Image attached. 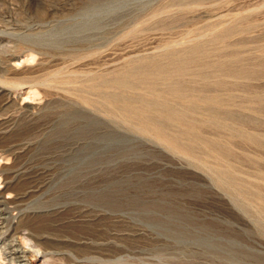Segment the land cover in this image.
<instances>
[{"label":"rangeland","instance_id":"374dc122","mask_svg":"<svg viewBox=\"0 0 264 264\" xmlns=\"http://www.w3.org/2000/svg\"><path fill=\"white\" fill-rule=\"evenodd\" d=\"M92 2L0 0V188L20 200L17 211L7 209L0 264H9L4 248L16 228L41 239L43 250L60 251L51 264H264L263 205L216 180L230 163L239 183L264 193V148L203 126L204 137L228 143L233 155L226 164L197 149L195 160L125 123L92 88L127 68L125 55L203 41L206 63L251 74L228 77L217 92L232 122L264 141V0H123L75 17ZM234 14L238 27L217 42L213 31ZM115 56L122 60L110 65ZM89 70L99 80L85 76ZM116 131L122 139L113 142L106 134ZM203 231L218 244L191 240Z\"/></svg>","mask_w":264,"mask_h":264},{"label":"bare ground","instance_id":"6f19581e","mask_svg":"<svg viewBox=\"0 0 264 264\" xmlns=\"http://www.w3.org/2000/svg\"><path fill=\"white\" fill-rule=\"evenodd\" d=\"M121 1L123 0H93V2L88 5V8L80 10L75 17H92L99 14L102 8H112L111 5L114 2ZM222 15L220 16H222L223 19L225 14ZM240 18L242 17L234 14L233 17H230V21L227 20L229 23H226L224 21L226 24L224 23L223 25L222 22V25H220L221 28H218L216 32L213 31L215 33L214 39L217 42H223L225 40L224 35H230V33H233V30H236L238 26L235 23ZM220 19L221 17H218L214 19V22L216 23ZM181 44V42H170V44H164L165 46L162 45V48L159 47L160 49L148 47L146 48V52L144 51V54L129 52L130 54L128 56L125 55L127 57L124 56V58H122L123 60L132 59L128 63L129 66L123 70L120 69L121 71L119 70V72L116 71L115 73L117 74L111 78H109V76L108 78H105L107 75L104 77H100L101 83L94 85L92 84L93 90H96L101 95L103 101L109 106L111 112H114V114L118 113L121 116V119L123 118L124 120H122L126 121L125 123L133 122L134 124L132 123V125H135L138 132L145 134L150 133V135L152 134L151 136H154L157 140H160L164 145L167 146V148L175 152H179V154H188L187 156L189 157L190 155L193 159L195 158L194 153L197 149L204 150L218 160L226 162V164L228 161H230L228 159H230V157L233 155V151L228 143H223L216 138L204 137L202 133L203 126H211L219 130H227L233 137H239L249 143H253L264 148V141L260 137L253 133L246 132L239 124L232 122V113L226 110V108L224 107L226 98L224 99L223 95L217 92L230 83L228 77L233 76L234 78H245L246 76L251 74L247 73V71H245L244 69H235L236 71H231L226 67L227 63H222L223 61L221 63H217L216 65L214 64V66L213 64L206 63L205 58L208 56L209 49L207 47V44L203 43V41H197L188 49H183V47H181V49ZM238 56H232L230 61L238 62L240 60ZM120 59L121 57L115 56V58H113L112 61L108 63L110 65H116L117 63H119ZM213 60L216 59L213 58ZM230 61H228V64ZM125 62L126 61H124V63ZM194 66L199 67L195 69ZM213 69L218 70L220 73L217 78H214L213 76ZM91 71L92 70H89V72L87 71L86 74L84 73L85 76H91V78L93 79L98 77L99 80V75L101 74L97 75L95 74L97 71ZM71 74L72 75H70V77L75 78L80 73H75L77 75H74L73 73ZM194 76L199 77L201 85L195 86L191 84V81L188 77ZM54 77H56L55 73L54 75L52 74V78ZM80 77L81 76H79L78 78ZM78 80L79 79H77V81ZM98 80L96 79V81ZM94 82L95 81H93V83ZM102 86L114 87L115 91H106ZM137 88H142V93L137 92ZM0 90H2V87H0ZM228 95L229 96H227V98H233L232 94L229 93ZM85 102L92 104V102L88 100H85ZM226 102L229 101L226 100ZM94 104H96V102ZM198 113H202L203 116H200L202 119L197 117ZM171 126L180 127V130L177 132H173L172 130H170ZM135 127L134 129H136ZM106 135H108L107 137L110 138L113 142H117L122 139V136L118 131H116L115 134L110 135L109 133ZM96 151L97 150L94 148L92 149L91 153H95ZM182 157L184 158V156ZM200 160L201 159H199V161ZM225 166L227 168L224 169L223 167H220L222 169L219 168L216 171V180L218 181L217 183H219L229 191H237L240 195H246L249 192L253 193L261 202V205H263L262 207H264L263 191L258 188H250L246 186L247 184L244 185L242 183H239L236 174L231 169L232 167L230 163ZM9 193L10 192L8 186L4 184L3 187L0 188V234L4 230V221L7 218L8 207L12 205V207H14V210L16 211L20 208V200L16 196H14L13 198L7 197ZM15 230L16 237L14 238L12 236L14 239H10L7 247L5 246L4 248L5 259L9 262V264H32L31 260L33 257L37 258L36 260L38 264H51L50 261L55 260L53 259L54 255L60 254L59 250H43L41 244L42 242L40 241L41 239L35 238L27 229L16 228ZM200 231L202 232V230ZM205 232L202 235L193 237V239L191 240H196L197 242L204 243L208 246H214L215 244H218L215 241L216 235H213L210 232ZM181 233L182 232H180V234ZM181 236H179V239H190L185 235ZM233 243L234 239H228L229 246ZM228 248L229 247H227V249Z\"/></svg>","mask_w":264,"mask_h":264}]
</instances>
